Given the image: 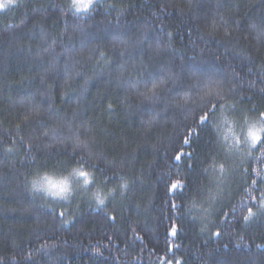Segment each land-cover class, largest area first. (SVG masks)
<instances>
[{"label":"trees","instance_id":"1","mask_svg":"<svg viewBox=\"0 0 264 264\" xmlns=\"http://www.w3.org/2000/svg\"><path fill=\"white\" fill-rule=\"evenodd\" d=\"M66 5L11 0L0 12V264H264L260 164L226 153L215 100L198 106L211 93L237 121L264 112V0ZM161 80L152 100L138 95ZM82 158L98 181L126 175L127 192L103 208L27 192L33 171Z\"/></svg>","mask_w":264,"mask_h":264},{"label":"clouds","instance_id":"2","mask_svg":"<svg viewBox=\"0 0 264 264\" xmlns=\"http://www.w3.org/2000/svg\"><path fill=\"white\" fill-rule=\"evenodd\" d=\"M99 0H67V10L73 15H87L92 12ZM100 57L104 53L99 51ZM167 81L161 80L158 83H151L144 91L138 95L143 99L152 100ZM198 91V85H192ZM189 93H182V98L187 101ZM219 105L220 112L212 123L218 141L225 145L226 153L233 150L241 151L244 156L251 157L260 164V168L253 167L252 171L258 177H264V112L257 115L245 114L241 120L237 121L232 115L234 106L224 99L221 94H207V98L200 97L198 106L201 111L211 108L213 101ZM220 101H224L220 103ZM212 115V112H209ZM55 130L45 131L44 136L53 135ZM74 150L87 149L88 141L82 140L79 134L73 138ZM258 146H260L258 148ZM14 147V146H13ZM12 151L13 149H8ZM246 160V159H245ZM244 160L241 162L243 163ZM97 166L90 163L88 159L73 163L65 169L43 168L33 171L26 177L25 184L27 192L32 196L42 198L46 202L70 204L77 193H81L96 208H103L117 192L123 196L129 188V179L122 173H117L115 184H108L111 176L104 177L98 181L96 177ZM209 168L216 173L223 174L228 170L223 162L210 163ZM255 181V180H253ZM252 181V183H253ZM264 205V199L260 200ZM193 207L197 205L193 204ZM253 211V210H252ZM97 251H99L97 249Z\"/></svg>","mask_w":264,"mask_h":264},{"label":"rangeland","instance_id":"3","mask_svg":"<svg viewBox=\"0 0 264 264\" xmlns=\"http://www.w3.org/2000/svg\"><path fill=\"white\" fill-rule=\"evenodd\" d=\"M10 3H11V0H0V12L6 9L10 5Z\"/></svg>","mask_w":264,"mask_h":264},{"label":"snow or ice","instance_id":"4","mask_svg":"<svg viewBox=\"0 0 264 264\" xmlns=\"http://www.w3.org/2000/svg\"><path fill=\"white\" fill-rule=\"evenodd\" d=\"M204 119H205L204 117H201V121H203ZM185 142H187V141H185ZM176 159H178V160L180 159V155L179 154L177 155ZM253 183H255V181H253ZM178 184H179V182H176V183L172 184L171 187L172 188H176L178 186ZM249 213L251 214V210H249ZM244 219L248 220L249 216H245Z\"/></svg>","mask_w":264,"mask_h":264}]
</instances>
